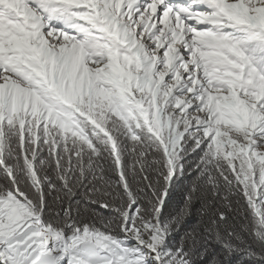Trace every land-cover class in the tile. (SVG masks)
Returning a JSON list of instances; mask_svg holds the SVG:
<instances>
[{"label":"snow or ice","instance_id":"obj_1","mask_svg":"<svg viewBox=\"0 0 264 264\" xmlns=\"http://www.w3.org/2000/svg\"><path fill=\"white\" fill-rule=\"evenodd\" d=\"M237 254L264 264V0H0V264Z\"/></svg>","mask_w":264,"mask_h":264},{"label":"trees","instance_id":"obj_2","mask_svg":"<svg viewBox=\"0 0 264 264\" xmlns=\"http://www.w3.org/2000/svg\"><path fill=\"white\" fill-rule=\"evenodd\" d=\"M196 222V217L194 216H189L186 221H185V224H193ZM182 234V233H181ZM173 235L176 236L177 240L179 239V234L177 233H174ZM237 261H238V264H246V262L242 259H240L239 257V254H237Z\"/></svg>","mask_w":264,"mask_h":264}]
</instances>
